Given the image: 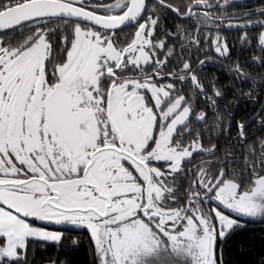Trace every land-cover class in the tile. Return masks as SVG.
I'll use <instances>...</instances> for the list:
<instances>
[{
	"label": "snow or ice",
	"instance_id": "1",
	"mask_svg": "<svg viewBox=\"0 0 264 264\" xmlns=\"http://www.w3.org/2000/svg\"><path fill=\"white\" fill-rule=\"evenodd\" d=\"M258 2L0 0V264H34L84 231L92 264H235L230 244L250 256L244 234L264 224V104L221 155L231 109L201 74L208 50L231 59L225 30L264 68ZM171 13L184 19L175 31ZM229 71L252 86L242 97L264 96V74L239 59ZM247 264H264V238Z\"/></svg>",
	"mask_w": 264,
	"mask_h": 264
},
{
	"label": "flooded vegetation",
	"instance_id": "2",
	"mask_svg": "<svg viewBox=\"0 0 264 264\" xmlns=\"http://www.w3.org/2000/svg\"><path fill=\"white\" fill-rule=\"evenodd\" d=\"M106 2H114V0H106ZM173 4L182 5L185 0H171ZM246 2L252 4L253 7H258V0H246ZM171 31H175L174 25L177 23H184L182 17H176L174 13L170 14V18L166 21ZM190 32H194L196 29L195 22H189L185 25ZM128 32L133 31V29H127ZM222 36L227 38V42L231 48V59L219 58L214 50H208V55L210 59H207L205 65L203 66V71L201 74V79L206 81L215 80L217 86L222 88L225 92V97L223 100L219 101L220 110L226 108L231 109L232 114V129H231V139H225L223 136L219 140V146L221 148V155H223L224 149L230 144H235V134L237 131L236 122L241 120H251L255 116L256 111H258L261 104H264V96L254 97L255 103L242 97L235 89H242L243 92H249L251 90V85L249 83H241L239 80L233 79L232 74L229 71V65L239 59L240 63L243 65L246 71L253 73L257 76V79L264 74V68L258 67L253 63H245L246 61H251L253 56H259V48L251 47L249 45H242L239 39L241 33L234 30H225L221 33ZM123 38V36H121ZM207 50V49H206ZM177 53L180 51L179 44H176ZM200 59H205L204 52L201 51L199 54L193 55V60L196 56ZM199 66V65H198ZM202 100V98H200ZM236 101L235 104L230 102ZM209 114H211V109H209ZM227 115V113H225ZM247 131L249 135L255 134L260 135L262 130L257 128L254 124H249ZM215 137L216 133L213 131L211 133ZM207 136V133L205 134ZM255 138V136H253ZM213 142H216L215 140ZM207 146V139L204 140ZM195 155V154H194ZM205 157L196 156L194 160V165H197ZM190 166V167H193ZM185 185L187 181L184 182Z\"/></svg>",
	"mask_w": 264,
	"mask_h": 264
},
{
	"label": "trees",
	"instance_id": "3",
	"mask_svg": "<svg viewBox=\"0 0 264 264\" xmlns=\"http://www.w3.org/2000/svg\"><path fill=\"white\" fill-rule=\"evenodd\" d=\"M69 239L63 242V246L58 250L55 246H47L45 249H37L33 257L34 264H52L67 260L68 264H92V257L89 252L91 244L86 231L84 232H66ZM78 238V244L73 245L71 238ZM244 238L255 245L250 256L244 255L240 251L239 245L228 246V258L235 260V264H247L249 259H256L257 253L261 251L262 238H264V224H250ZM247 248V245H244Z\"/></svg>",
	"mask_w": 264,
	"mask_h": 264
},
{
	"label": "rangeland",
	"instance_id": "4",
	"mask_svg": "<svg viewBox=\"0 0 264 264\" xmlns=\"http://www.w3.org/2000/svg\"><path fill=\"white\" fill-rule=\"evenodd\" d=\"M50 230H55V229H50Z\"/></svg>",
	"mask_w": 264,
	"mask_h": 264
},
{
	"label": "water",
	"instance_id": "5",
	"mask_svg": "<svg viewBox=\"0 0 264 264\" xmlns=\"http://www.w3.org/2000/svg\"><path fill=\"white\" fill-rule=\"evenodd\" d=\"M55 230H57V229H55Z\"/></svg>",
	"mask_w": 264,
	"mask_h": 264
}]
</instances>
